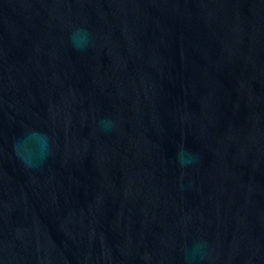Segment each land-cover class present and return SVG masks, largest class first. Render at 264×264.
Returning <instances> with one entry per match:
<instances>
[{
    "label": "water",
    "instance_id": "water-1",
    "mask_svg": "<svg viewBox=\"0 0 264 264\" xmlns=\"http://www.w3.org/2000/svg\"><path fill=\"white\" fill-rule=\"evenodd\" d=\"M0 264H264V0H0Z\"/></svg>",
    "mask_w": 264,
    "mask_h": 264
}]
</instances>
